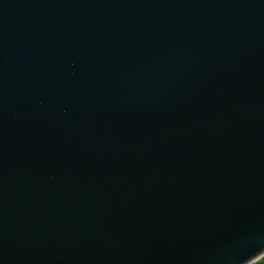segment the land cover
Instances as JSON below:
<instances>
[{
	"label": "water",
	"instance_id": "1",
	"mask_svg": "<svg viewBox=\"0 0 264 264\" xmlns=\"http://www.w3.org/2000/svg\"><path fill=\"white\" fill-rule=\"evenodd\" d=\"M264 258V0H0V264Z\"/></svg>",
	"mask_w": 264,
	"mask_h": 264
},
{
	"label": "trees",
	"instance_id": "2",
	"mask_svg": "<svg viewBox=\"0 0 264 264\" xmlns=\"http://www.w3.org/2000/svg\"><path fill=\"white\" fill-rule=\"evenodd\" d=\"M257 264H264V258L261 259Z\"/></svg>",
	"mask_w": 264,
	"mask_h": 264
}]
</instances>
